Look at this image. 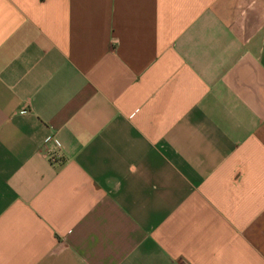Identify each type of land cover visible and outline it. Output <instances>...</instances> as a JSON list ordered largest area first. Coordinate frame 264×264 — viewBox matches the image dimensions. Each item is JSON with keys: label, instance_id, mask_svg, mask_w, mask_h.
Listing matches in <instances>:
<instances>
[{"label": "crops", "instance_id": "crops-1", "mask_svg": "<svg viewBox=\"0 0 264 264\" xmlns=\"http://www.w3.org/2000/svg\"><path fill=\"white\" fill-rule=\"evenodd\" d=\"M0 264H264V0H0Z\"/></svg>", "mask_w": 264, "mask_h": 264}, {"label": "built area", "instance_id": "built-area-1", "mask_svg": "<svg viewBox=\"0 0 264 264\" xmlns=\"http://www.w3.org/2000/svg\"><path fill=\"white\" fill-rule=\"evenodd\" d=\"M50 136H46L45 137V141L49 140Z\"/></svg>", "mask_w": 264, "mask_h": 264}]
</instances>
